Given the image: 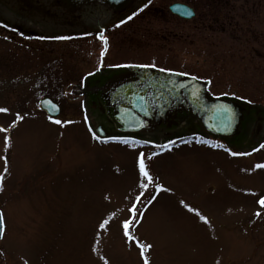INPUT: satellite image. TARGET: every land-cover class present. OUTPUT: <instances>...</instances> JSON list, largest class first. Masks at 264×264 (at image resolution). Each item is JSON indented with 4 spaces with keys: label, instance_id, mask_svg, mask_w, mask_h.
<instances>
[{
    "label": "rangeland",
    "instance_id": "obj_1",
    "mask_svg": "<svg viewBox=\"0 0 264 264\" xmlns=\"http://www.w3.org/2000/svg\"><path fill=\"white\" fill-rule=\"evenodd\" d=\"M174 2L192 6L196 15L176 16L169 10ZM54 4L0 0V20L31 31L21 35L0 22V107L8 109L0 112V128H10L0 131V264H144L145 256L149 264H264V206L258 203L264 168L256 167L264 164V116L243 145L198 131L192 138L201 135L203 143L176 142L177 135L162 131L141 137L117 126L111 136L136 143H100L90 130L100 123L97 110L91 112L83 94L98 70L154 64L208 80L209 95L263 112L264 0H136L120 14L95 6L85 24L74 26L46 16ZM6 11L30 26L10 21ZM101 31L107 37L102 58ZM44 96L60 103V116L50 120L39 109ZM17 114L23 119L16 121ZM145 139L152 143H139ZM140 152L169 189L141 209L132 228L150 245L145 256L121 227L142 179ZM105 219L109 225L100 229Z\"/></svg>",
    "mask_w": 264,
    "mask_h": 264
},
{
    "label": "water",
    "instance_id": "obj_2",
    "mask_svg": "<svg viewBox=\"0 0 264 264\" xmlns=\"http://www.w3.org/2000/svg\"><path fill=\"white\" fill-rule=\"evenodd\" d=\"M59 1L70 8L101 3L119 12L128 8L134 0ZM169 9L181 18L191 19L195 16L194 8L185 3L175 2ZM127 69L131 73L128 79L112 85L104 95L107 104L115 108L114 119L121 125L122 131H151L183 107L187 114H196L200 118L203 128L217 135L232 136L237 133L242 117V105L224 98L209 99V81L142 65H129ZM194 90L199 93L198 96L193 94ZM220 105L230 106L231 119ZM39 107L50 116H58L61 113L60 105L50 97L41 98ZM96 132L101 136L105 135L101 126ZM3 233L0 234V240Z\"/></svg>",
    "mask_w": 264,
    "mask_h": 264
},
{
    "label": "snow or ice",
    "instance_id": "obj_3",
    "mask_svg": "<svg viewBox=\"0 0 264 264\" xmlns=\"http://www.w3.org/2000/svg\"><path fill=\"white\" fill-rule=\"evenodd\" d=\"M148 2L150 3L151 0H148ZM145 6H147V5H145ZM136 14H137V12H133L130 16L127 17V19H129V20L132 19V17L135 16ZM188 14L190 15L191 13H188ZM119 23L122 24V23H125V21L121 20ZM116 26H118V25H116ZM21 35H23V33H21ZM96 35H97L98 39H100L104 42V50H102L100 53L101 58H102L104 55V51L107 48V37L104 36L103 31L97 33ZM55 38L56 39H66L67 37H55ZM142 67H155V65L154 64L153 65H142ZM161 71H171V70L170 69H161ZM181 75H189V74L188 73H182ZM180 87H184V85H180ZM193 94L196 96L199 95V93L196 92L195 90H194ZM222 95H227V93H223ZM220 108L224 112L228 113V118L231 119L232 110H231L230 106L220 105ZM0 112L7 113L8 109L0 107ZM21 119H23V117L20 114H17L16 115V121H19ZM49 119L51 120L52 117L49 116ZM16 121H13L12 127H14L16 125ZM54 122L56 124L67 123V121L62 122L61 120H58V119L55 120ZM90 130H91V128H90ZM0 131L8 133L10 131V128H0ZM93 138L100 140L102 143L109 141V140H118V141L125 143V144L136 143V141H129L123 137H111V136H109V137L105 138V137L99 135L96 131H93ZM4 142L6 145L10 144L11 138L9 135H5ZM139 143L149 144L152 142L148 141V140H143V141H139ZM173 143H174V141H169L168 144L163 145V146L157 145V147L158 148H166ZM212 146L215 147L217 145H212ZM261 147H264V145H261ZM151 155L155 156V155H157V153L153 152V153H151ZM231 155L235 156V155H239V153L232 152ZM147 159H148V156L145 153H143V152L138 153V155H137L138 174L140 177H142V179L138 183L137 194L132 199L131 207L128 209V217L125 218L121 224L124 236L128 240L133 241L134 243L137 244V246L140 248L142 256H145L144 249L146 247H150V245H145L143 243H140V241L137 239L135 234L132 232V228H133V226H136L141 222V218L143 216V212L141 211V209L146 207L148 204H151L157 198V195L161 191H169V189L164 188L163 185L158 183L156 180V177L151 174L150 164L146 163ZM256 167L264 168V164H258V165H256ZM149 189H151V191H149ZM258 203L260 205L264 206V197H261L259 199ZM181 204H183L184 207L187 208L190 212H193L197 216H199V218L202 221H204L205 223L208 222V218L206 216L202 215L197 208H193V207L189 206L184 201H181ZM259 214L260 213L258 212L257 215H259ZM108 225H109V220L105 219L102 222H100L99 228L105 229ZM3 231H4L3 214L0 213V234H2ZM105 264H107V262H105ZM144 264H149V261H148L146 256L144 258Z\"/></svg>",
    "mask_w": 264,
    "mask_h": 264
},
{
    "label": "flooded vegetation",
    "instance_id": "obj_4",
    "mask_svg": "<svg viewBox=\"0 0 264 264\" xmlns=\"http://www.w3.org/2000/svg\"><path fill=\"white\" fill-rule=\"evenodd\" d=\"M57 4L54 9L46 10V13L48 17L51 18L52 22H59L62 24L68 23L71 26L83 24L84 19L88 21L89 19V12L92 11L94 6L86 5V6H80L77 8H70L66 7L62 4H60L59 0H56ZM23 14V12H21ZM85 24V22H84ZM67 27V26H66ZM7 28H10L12 30L17 31L18 33L23 34H30V31L25 29L22 26H8ZM69 28V27H68ZM71 35H74L72 33H69ZM130 73L127 71L125 66H119L117 69H109L105 68L103 70H98V72L93 73L91 76L88 77L87 82L97 84L94 85L93 88H91V91L89 92L90 95L96 94V104L98 107V110L101 108V106L104 103V94L107 91V89L104 90V86L106 83H109L110 80L113 81L112 83H118L126 78H128ZM111 83V84H112ZM98 86V87H95ZM110 87V84L107 85L106 88ZM88 94V92L86 93ZM108 110V109H107ZM170 119L164 124V127H170V129H173L172 134L176 133H192V129H197L195 131H201L202 129L199 128V119L196 117L187 116L186 110L184 108H180L179 111L175 112ZM264 112H260L258 107L252 106L251 108L246 107L243 110V116L241 118V124H240V132L236 136L234 143L238 144L241 143L243 138L247 136L249 132L252 131L254 128V125H256L259 122L260 117L263 118ZM185 119V121H184ZM185 122V123H184ZM194 122V123H193ZM185 124H188L187 127H183ZM109 133L110 131L107 130Z\"/></svg>",
    "mask_w": 264,
    "mask_h": 264
},
{
    "label": "bare ground",
    "instance_id": "obj_5",
    "mask_svg": "<svg viewBox=\"0 0 264 264\" xmlns=\"http://www.w3.org/2000/svg\"><path fill=\"white\" fill-rule=\"evenodd\" d=\"M6 16L9 17L11 20H16L18 21L19 18H17L15 15L12 14L10 11H6Z\"/></svg>",
    "mask_w": 264,
    "mask_h": 264
}]
</instances>
